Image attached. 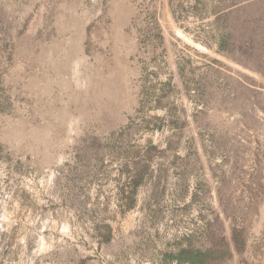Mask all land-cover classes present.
Masks as SVG:
<instances>
[{
	"label": "rangeland",
	"instance_id": "obj_1",
	"mask_svg": "<svg viewBox=\"0 0 264 264\" xmlns=\"http://www.w3.org/2000/svg\"><path fill=\"white\" fill-rule=\"evenodd\" d=\"M264 264V0H0V264Z\"/></svg>",
	"mask_w": 264,
	"mask_h": 264
},
{
	"label": "trees",
	"instance_id": "obj_2",
	"mask_svg": "<svg viewBox=\"0 0 264 264\" xmlns=\"http://www.w3.org/2000/svg\"><path fill=\"white\" fill-rule=\"evenodd\" d=\"M232 256L227 244L219 243L210 248L201 250L184 248L176 253H165V264H213L230 259Z\"/></svg>",
	"mask_w": 264,
	"mask_h": 264
}]
</instances>
